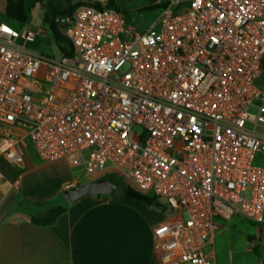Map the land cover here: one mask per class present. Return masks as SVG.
<instances>
[{
  "label": "built area",
  "instance_id": "built-area-1",
  "mask_svg": "<svg viewBox=\"0 0 264 264\" xmlns=\"http://www.w3.org/2000/svg\"><path fill=\"white\" fill-rule=\"evenodd\" d=\"M80 2L58 61L27 47L44 30L0 24V158L116 175L168 206L158 264H215L220 221L264 222V0H170L143 32Z\"/></svg>",
  "mask_w": 264,
  "mask_h": 264
},
{
  "label": "crops",
  "instance_id": "crops-1",
  "mask_svg": "<svg viewBox=\"0 0 264 264\" xmlns=\"http://www.w3.org/2000/svg\"><path fill=\"white\" fill-rule=\"evenodd\" d=\"M6 6L7 0H0V24L10 20ZM43 164L32 149L23 168L0 158V264H158L154 229L167 215L157 200L148 205L122 195H89L72 205H56L66 212L53 225L36 224L34 218L56 207L37 199L24 182ZM75 179L73 172L62 182L60 197ZM235 217L220 221L221 230L208 247L214 263L264 264V222L246 219L256 227L250 248L241 243L239 232L232 233Z\"/></svg>",
  "mask_w": 264,
  "mask_h": 264
},
{
  "label": "rangeland",
  "instance_id": "rangeland-1",
  "mask_svg": "<svg viewBox=\"0 0 264 264\" xmlns=\"http://www.w3.org/2000/svg\"><path fill=\"white\" fill-rule=\"evenodd\" d=\"M81 0H51L48 4H42L43 0H26V6L28 9V21L26 23H20L18 21L9 20L6 22L8 26L17 30L18 32H23L24 30L32 29L38 31L40 29L45 32L41 37H39L35 42H31L27 45L28 49L34 53L45 55L55 60H60L62 58V53L60 52L58 46L55 43L53 32L48 24L44 23V16L49 7H57L58 9H66L70 4L76 3ZM99 1L100 0H95ZM108 2V0H103ZM119 8L126 13L129 21L141 32L147 30L151 25H153L162 13L163 7L155 9H147L149 6L156 4L169 2L170 0H116ZM42 6V8L40 7ZM44 9V13L43 10ZM263 79V77H262ZM140 130L136 128V131ZM32 147V145H31ZM33 150V147L31 148ZM254 164L256 166L264 167V156L257 155ZM73 170L66 161H58L55 163L43 164L42 167L30 171L24 182L28 184L29 190L35 195L37 199L46 198L53 206L63 205L66 206L68 203L64 196L61 195V184L64 180L73 178ZM78 173L74 172L75 178ZM106 176H96L94 178H89L84 174L79 175L80 182L76 184L72 183L71 187L65 189V191L71 188L85 185L93 180L105 179ZM121 179V178H120ZM122 180V179H121ZM123 181V180H122ZM124 182V181H123ZM64 191V192H65ZM63 194V192H62ZM162 207L166 209V215H169L168 206L165 202L160 201ZM232 223V233L238 234V238L241 243L251 244L250 248L254 247L251 237V233L255 231V226L250 224L244 217L236 216ZM232 245V249L234 248Z\"/></svg>",
  "mask_w": 264,
  "mask_h": 264
},
{
  "label": "trees",
  "instance_id": "trees-1",
  "mask_svg": "<svg viewBox=\"0 0 264 264\" xmlns=\"http://www.w3.org/2000/svg\"><path fill=\"white\" fill-rule=\"evenodd\" d=\"M81 4L80 1L70 4V6L64 10L58 9L57 7L47 8V12L44 16V23L48 24L53 32L55 43L58 46L62 55L72 56L73 55V46L69 39L60 31L59 23H56V17L58 15L72 14L75 9ZM168 5V2L156 4L149 6L148 9H155L160 7H165ZM98 8H101L100 4L95 5ZM107 7L114 8L119 11H122L116 0H108ZM6 13L10 20L18 21L20 23H26L28 21V9L26 6V0H7ZM105 179L115 183L117 189L112 193L116 195H122L124 197L135 199L137 201L152 205L156 202V199L152 196L146 195L130 185L124 183L116 175H107ZM66 212V208L63 206H56L52 208L47 214L42 218H34L33 221L38 225H53L57 218Z\"/></svg>",
  "mask_w": 264,
  "mask_h": 264
},
{
  "label": "water",
  "instance_id": "water-1",
  "mask_svg": "<svg viewBox=\"0 0 264 264\" xmlns=\"http://www.w3.org/2000/svg\"><path fill=\"white\" fill-rule=\"evenodd\" d=\"M63 15L56 17V23H59ZM117 189V185L107 179L93 180L85 185H80L63 192L68 205L89 195H111Z\"/></svg>",
  "mask_w": 264,
  "mask_h": 264
}]
</instances>
